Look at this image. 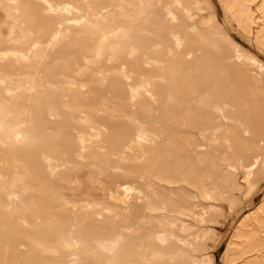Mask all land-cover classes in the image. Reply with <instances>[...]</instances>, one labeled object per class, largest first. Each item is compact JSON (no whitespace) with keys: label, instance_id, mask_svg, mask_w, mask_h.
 Masks as SVG:
<instances>
[{"label":"rangeland","instance_id":"obj_1","mask_svg":"<svg viewBox=\"0 0 264 264\" xmlns=\"http://www.w3.org/2000/svg\"><path fill=\"white\" fill-rule=\"evenodd\" d=\"M0 109V264H264V0H0Z\"/></svg>","mask_w":264,"mask_h":264},{"label":"bare ground","instance_id":"obj_2","mask_svg":"<svg viewBox=\"0 0 264 264\" xmlns=\"http://www.w3.org/2000/svg\"><path fill=\"white\" fill-rule=\"evenodd\" d=\"M9 112V111H8ZM0 125H4V126H7L8 127V129H11V126H10V121H9V118H8V114L6 113V111L5 110H3V109H0ZM3 126V127H4ZM4 129V128H3ZM7 129V128H6ZM2 130V129H1ZM14 131V130H13ZM7 133H9V132H7ZM10 133H11V131H10ZM142 136H143V134L142 133H140L139 134V140H142ZM22 197V196H21ZM24 200V199H23ZM64 231V230H63ZM66 231V230H65ZM65 240V239H64ZM70 240V239H69ZM71 240H73V239H71ZM70 240V241H71ZM67 242V241H66ZM70 243V242H69ZM71 244V243H70ZM107 248V247H106Z\"/></svg>","mask_w":264,"mask_h":264}]
</instances>
